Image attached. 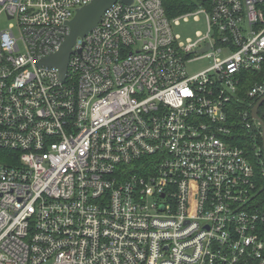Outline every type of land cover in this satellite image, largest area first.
<instances>
[{"label":"built area","instance_id":"2783aa9c","mask_svg":"<svg viewBox=\"0 0 264 264\" xmlns=\"http://www.w3.org/2000/svg\"><path fill=\"white\" fill-rule=\"evenodd\" d=\"M92 1L0 0V264H264L254 167L226 125L241 72L264 67V0L173 17L117 0L65 78L39 64ZM200 15L179 42L174 23Z\"/></svg>","mask_w":264,"mask_h":264},{"label":"trees","instance_id":"16d2710c","mask_svg":"<svg viewBox=\"0 0 264 264\" xmlns=\"http://www.w3.org/2000/svg\"><path fill=\"white\" fill-rule=\"evenodd\" d=\"M167 15L173 17L184 13L187 10L198 7L196 0H163ZM242 82L239 87V98L233 99L228 105L229 114L226 125L231 129L229 139L234 145H238L245 151V155L254 167L253 179L256 182L254 196H256L255 208L264 216V151L263 136L259 126H254L251 130L246 128L243 121L244 112L249 111L251 118L252 109L258 101L249 95V90L256 82L264 80V67L261 71L247 70L242 71ZM251 113V114H250ZM259 115L264 120V102L259 110ZM259 231L264 239V219L258 223Z\"/></svg>","mask_w":264,"mask_h":264},{"label":"water","instance_id":"95a60500","mask_svg":"<svg viewBox=\"0 0 264 264\" xmlns=\"http://www.w3.org/2000/svg\"><path fill=\"white\" fill-rule=\"evenodd\" d=\"M117 0H93L91 3L79 8L75 17L69 21L70 33L67 40L58 53L51 55L40 61L39 64L44 66H57L61 70L63 78L66 76L68 61L72 52V47L80 36H85L89 31L95 28L100 22L102 14ZM131 2L132 0H122ZM264 102V95L254 105L252 116L259 121L263 136L264 151V120L259 115V110Z\"/></svg>","mask_w":264,"mask_h":264},{"label":"rangeland","instance_id":"374dc122","mask_svg":"<svg viewBox=\"0 0 264 264\" xmlns=\"http://www.w3.org/2000/svg\"><path fill=\"white\" fill-rule=\"evenodd\" d=\"M206 31V22L205 17L200 15V19L191 16L190 19H183L180 23H174V32L179 37V42L186 43L188 39H195L198 36V33ZM211 59L208 57H202L201 59L194 60L189 62L187 65V70L189 74H196L202 70L210 67L212 65Z\"/></svg>","mask_w":264,"mask_h":264}]
</instances>
